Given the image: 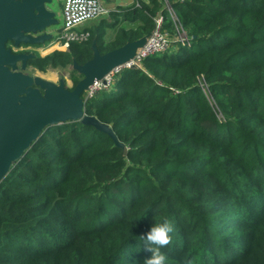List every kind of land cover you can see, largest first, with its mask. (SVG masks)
Listing matches in <instances>:
<instances>
[{
	"label": "trees",
	"instance_id": "16d2710c",
	"mask_svg": "<svg viewBox=\"0 0 264 264\" xmlns=\"http://www.w3.org/2000/svg\"><path fill=\"white\" fill-rule=\"evenodd\" d=\"M138 2L68 52L28 61L43 73L81 66L93 44L105 54L151 34L157 15L172 40L85 102L117 143L66 122L10 167L0 264H143L138 237L164 219L175 229L168 264H264V0H166L176 21L163 0Z\"/></svg>",
	"mask_w": 264,
	"mask_h": 264
},
{
	"label": "water",
	"instance_id": "95a60500",
	"mask_svg": "<svg viewBox=\"0 0 264 264\" xmlns=\"http://www.w3.org/2000/svg\"><path fill=\"white\" fill-rule=\"evenodd\" d=\"M52 1L0 0V182L49 127L80 121L117 143L110 126L84 114L88 99L83 95L94 82L134 58L145 38L105 54H100L93 44L92 58L81 66L73 64V70L82 79L71 91L65 89L63 82L55 86L32 78L23 71L33 55L9 52L5 45L10 42L18 48L49 42L52 35L42 33L57 25L55 13L49 8ZM18 65L20 72H17Z\"/></svg>",
	"mask_w": 264,
	"mask_h": 264
},
{
	"label": "built area",
	"instance_id": "2783aa9c",
	"mask_svg": "<svg viewBox=\"0 0 264 264\" xmlns=\"http://www.w3.org/2000/svg\"><path fill=\"white\" fill-rule=\"evenodd\" d=\"M164 1V9L168 12L172 21H176V16L170 5ZM182 1V0H180ZM106 0H64L62 4V21L59 32L54 40L48 44L49 47L56 46L62 52H68L69 46L72 43H83L88 40L89 34L85 31H76L78 26L90 21L100 20L107 17L109 10L105 7ZM140 2H135L136 7H139ZM147 3V2H146ZM155 27L151 34L147 35L143 46L136 50L134 58L127 63L114 68L100 81L94 82L84 92L83 98L90 99L100 92H108L114 86L115 77L126 70H142V63L144 59L154 55H160L171 48L172 40L170 34L163 29V19L157 15L154 19ZM178 30L176 27L177 38L182 45L187 44L188 40L185 35L184 40L178 37ZM184 33V32H183ZM201 91L206 95L207 86L203 81L199 82ZM208 93V92H207ZM207 96V95H206Z\"/></svg>",
	"mask_w": 264,
	"mask_h": 264
},
{
	"label": "rangeland",
	"instance_id": "374dc122",
	"mask_svg": "<svg viewBox=\"0 0 264 264\" xmlns=\"http://www.w3.org/2000/svg\"><path fill=\"white\" fill-rule=\"evenodd\" d=\"M63 1L64 0H53L52 4L49 6L51 11L53 13H55V19L57 20V25L47 29L43 34H51L52 35V39L51 40H54L56 38L57 29H59L62 26V24H63L62 15H61ZM139 1L147 2V0H139ZM105 7L107 8V4L106 3H105ZM100 22H101V20L86 22V23L82 24L81 26H78L75 30L76 31L93 32V33H95V35H97L98 34V27H96V26H98L100 24ZM183 32L178 30V34H179L178 37H179L180 40H184L185 39L186 33H183ZM110 33H112V32H110ZM175 33H176V31H175ZM110 38L106 37L105 41H108ZM51 40L49 42H46L45 44H43V47H41V48H38V49H36V48H27L25 50L29 51V54H32V55L37 54L40 57H44L45 55L50 54L53 51H61V50L57 49L56 46L49 47L48 44L51 42ZM11 51H12V49H11ZM73 71L74 70H73V68L71 66H68L65 69H60V68L48 69L44 73L43 72H39V71L33 69L32 67H27L23 71V73L25 75H28V76L32 77V78H35V77L40 78V79H42V80H44L46 82L52 83L55 86H59L60 82H63L65 89L71 91L73 89V83H72V81L70 79L71 75L74 74L75 76H77L79 78V80L82 79V77L80 75H78L75 71H74L75 72L74 73ZM17 72H20V68L19 67H18ZM40 93H41V95H43V91L42 90H40ZM206 95L208 96L207 92H206Z\"/></svg>",
	"mask_w": 264,
	"mask_h": 264
},
{
	"label": "clouds",
	"instance_id": "9594fccd",
	"mask_svg": "<svg viewBox=\"0 0 264 264\" xmlns=\"http://www.w3.org/2000/svg\"><path fill=\"white\" fill-rule=\"evenodd\" d=\"M173 223L164 219L160 223L151 225L150 229L138 237L137 251L143 249L150 253V256L143 261V264H168V258L161 250L171 243L174 232Z\"/></svg>",
	"mask_w": 264,
	"mask_h": 264
},
{
	"label": "crops",
	"instance_id": "0c3cea01",
	"mask_svg": "<svg viewBox=\"0 0 264 264\" xmlns=\"http://www.w3.org/2000/svg\"><path fill=\"white\" fill-rule=\"evenodd\" d=\"M137 1H139V0H106V4H107V9L109 11H118V8H120V7L121 8L128 7V6L132 5L133 3L137 2ZM100 20H107V21L110 22V20L107 17H104V18H102ZM136 25L137 24H130V23L125 22V23L121 24V27L122 28H131V27H135ZM96 27H98V26H96ZM110 32L113 33V31L111 29H106L105 30V34L106 35L104 37V40L106 39V37L110 38L112 36V33H110Z\"/></svg>",
	"mask_w": 264,
	"mask_h": 264
},
{
	"label": "flooded vegetation",
	"instance_id": "af4514ba",
	"mask_svg": "<svg viewBox=\"0 0 264 264\" xmlns=\"http://www.w3.org/2000/svg\"><path fill=\"white\" fill-rule=\"evenodd\" d=\"M47 30V29H46ZM45 30V31H46ZM59 30H60V28L59 29H57V33L59 32ZM44 31V32H45ZM43 32V33H44ZM42 33V34H43ZM5 48L10 52V50L12 49V51H14V53L15 54H29V51H26L25 49H27V48H32V47H28V46H23V45H21L20 47H18V48H14L13 47V45H12V43H10V42H7L6 43V45H5ZM14 49V50H13ZM36 49H38V48H36ZM24 50V51H23ZM18 67L21 69V66L20 65H18ZM27 68V67H26Z\"/></svg>",
	"mask_w": 264,
	"mask_h": 264
},
{
	"label": "bare ground",
	"instance_id": "6f19581e",
	"mask_svg": "<svg viewBox=\"0 0 264 264\" xmlns=\"http://www.w3.org/2000/svg\"><path fill=\"white\" fill-rule=\"evenodd\" d=\"M51 50V49H50Z\"/></svg>",
	"mask_w": 264,
	"mask_h": 264
}]
</instances>
